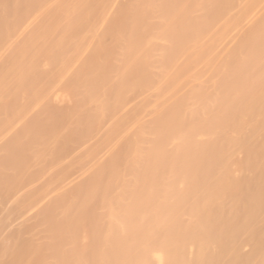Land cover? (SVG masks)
I'll return each mask as SVG.
<instances>
[{
  "label": "bare ground",
  "instance_id": "bare-ground-1",
  "mask_svg": "<svg viewBox=\"0 0 264 264\" xmlns=\"http://www.w3.org/2000/svg\"><path fill=\"white\" fill-rule=\"evenodd\" d=\"M0 264H264V0H0Z\"/></svg>",
  "mask_w": 264,
  "mask_h": 264
}]
</instances>
